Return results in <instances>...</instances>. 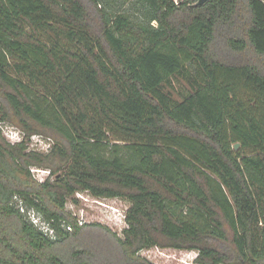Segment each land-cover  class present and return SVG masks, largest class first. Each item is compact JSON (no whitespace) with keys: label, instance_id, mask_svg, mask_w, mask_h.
Returning <instances> with one entry per match:
<instances>
[{"label":"trees","instance_id":"1","mask_svg":"<svg viewBox=\"0 0 264 264\" xmlns=\"http://www.w3.org/2000/svg\"><path fill=\"white\" fill-rule=\"evenodd\" d=\"M0 100V264H264V0H0ZM81 191L131 202L117 245L66 212Z\"/></svg>","mask_w":264,"mask_h":264},{"label":"rangeland","instance_id":"2","mask_svg":"<svg viewBox=\"0 0 264 264\" xmlns=\"http://www.w3.org/2000/svg\"><path fill=\"white\" fill-rule=\"evenodd\" d=\"M228 56L230 59L236 57L231 52H229ZM196 74L197 69L192 66L187 77L172 79L171 83L166 86V90L172 94L174 99H183L191 91L189 77H194ZM0 127L8 141L14 143V141L18 142L22 139L23 134H20L17 130L21 129L12 122L1 121ZM31 141H33V145L30 143ZM53 144V139L43 135H33L29 141L30 148L33 150L37 148L40 152H48ZM31 171L40 182L45 181L50 176V170L42 167L32 166ZM130 206L131 202L126 199L96 197L88 191H81L68 197L66 212L77 217L80 224L86 225L81 233H90L91 236L99 237L102 241L104 237L105 239L107 237L111 243L114 242L113 244L117 245L112 233H117L121 237L124 236L123 231L128 226L126 212ZM98 224H101V226ZM64 226L67 229L70 228L67 224H64ZM104 227H108L109 230ZM105 243L107 244V239ZM140 255L146 257L154 264H195L194 260L198 255V251L155 246L143 249L140 251Z\"/></svg>","mask_w":264,"mask_h":264},{"label":"built area","instance_id":"3","mask_svg":"<svg viewBox=\"0 0 264 264\" xmlns=\"http://www.w3.org/2000/svg\"><path fill=\"white\" fill-rule=\"evenodd\" d=\"M200 0H174L176 4H180L182 2H188L190 4L198 3ZM17 129V128H16ZM20 134L22 135V139L24 138V133L17 129ZM20 140V141H21ZM17 141H14V143ZM19 142V141H18ZM33 145V141L30 142ZM35 150L37 148H34ZM38 150V149H37ZM20 209L23 213H25L28 217V219L35 224L39 229L44 231L47 235H50L51 237H54L56 235L54 228L43 218V216L34 208L28 209L22 200L19 202Z\"/></svg>","mask_w":264,"mask_h":264},{"label":"water","instance_id":"4","mask_svg":"<svg viewBox=\"0 0 264 264\" xmlns=\"http://www.w3.org/2000/svg\"><path fill=\"white\" fill-rule=\"evenodd\" d=\"M205 1H207V0H200L198 3L202 4V3H204ZM239 146H240V143H236V144H235V148H236V149H238Z\"/></svg>","mask_w":264,"mask_h":264}]
</instances>
